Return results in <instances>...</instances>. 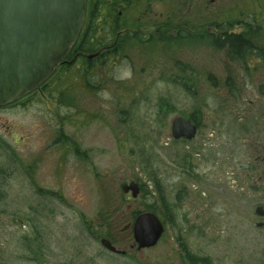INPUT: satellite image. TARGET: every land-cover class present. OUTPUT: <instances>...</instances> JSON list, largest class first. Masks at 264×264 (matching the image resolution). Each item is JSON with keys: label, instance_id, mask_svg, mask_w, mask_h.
<instances>
[{"label": "rangeland", "instance_id": "1", "mask_svg": "<svg viewBox=\"0 0 264 264\" xmlns=\"http://www.w3.org/2000/svg\"><path fill=\"white\" fill-rule=\"evenodd\" d=\"M146 1L137 5L134 27L126 30L138 32L141 37L130 41L124 37L116 58L93 59L88 66L85 60H77L59 69L48 81V85H55L54 91L46 87L44 93L24 97L18 107L0 109V178L7 185L0 187V212L30 218V213H35L36 226L44 228L45 234H55L50 236L55 238L53 243H63L65 239V243H73L76 237V244L90 245L89 252L100 263L117 264L119 258L100 256L101 245L87 237L84 224L98 227L108 223L107 232L116 233L117 218L130 203V195L122 191L128 180L138 179L140 174L149 177L156 167L176 191L183 185L182 173L189 161L197 173L207 174V181L217 178L213 162L218 148L215 106L219 98H228L210 85L217 80L224 82L225 48H218L215 43L220 32L216 25L230 26V33L242 29L239 23L256 20L262 37L258 43L264 45V0H152L150 7ZM102 14L99 12V26L95 27L97 42L103 36L99 21ZM126 20L132 23V17ZM135 20H141L142 25L136 27ZM155 20L167 28L154 27ZM200 24L202 28L198 27ZM112 26L116 32L125 29L120 28L117 11ZM195 57L208 64L203 66L204 87L190 92L176 82L186 79L179 74H184L183 69ZM196 112L204 118L197 139L190 145L170 141L174 140L173 119ZM217 132L225 138L232 134L228 127ZM65 136L73 140L75 153L66 150ZM9 151L14 160L11 164ZM218 152L224 159L220 167L225 169L231 148L222 146ZM176 195L171 192L168 197L173 200ZM146 204L149 199H140L133 208L144 211ZM204 205L216 206V201ZM217 205V243L208 246L199 241V247L195 246L189 254L204 255L205 264H264L259 238L254 237V228L247 220L252 205L237 201L232 207L221 200ZM175 207L174 224L157 249L136 256L135 263L127 257L120 260L125 264H153V260L156 264H187L181 250L185 228L182 202ZM229 207L233 208V215ZM123 225L120 220V228Z\"/></svg>", "mask_w": 264, "mask_h": 264}, {"label": "flooded vegetation", "instance_id": "2", "mask_svg": "<svg viewBox=\"0 0 264 264\" xmlns=\"http://www.w3.org/2000/svg\"><path fill=\"white\" fill-rule=\"evenodd\" d=\"M144 0H87V15L93 9L95 12H104L99 20L101 27L111 29L114 20V13L118 12L120 25H128L123 31H119L115 36L111 33L106 35V45L101 47L93 59H103L110 56V52L116 46L119 48L126 34V30L134 27L135 10L139 3ZM152 0H147L145 4L150 7ZM213 1V0H211ZM90 8V9H89ZM134 11L133 13H131ZM132 17V23L126 20ZM142 20V19H141ZM141 20H137L136 24L140 27ZM256 20H245L239 25L240 31L232 30V35L246 33L245 39L251 42L254 50L248 52H224L222 72L224 74V82L210 84L215 91L222 92L221 96L228 99H218L215 106L214 128L220 131L223 127H228L232 133L227 138L220 136V133L215 131L217 152L214 156V164L218 170V175L215 181L206 180L207 174L197 173L195 165L190 161L184 165L185 172L183 185L175 191L174 187H170L164 180L163 175L158 168H154L149 177L140 174V178H132L127 183L136 182L139 185V194L137 198H133L132 193H124L130 195L127 199L130 203L126 206V211L119 214L117 218L119 228L116 233L110 234L107 232L108 223H103L102 228L98 233H93L92 226L84 224V231L87 237L91 240L100 243L101 239L105 238L111 242L116 248V252L109 250L101 245L99 249L100 256L118 257L117 264H125L120 258H129L130 262L135 263V257L145 251L157 249L166 239V236L171 231L170 226L174 224L176 214L175 206L182 202L183 205V223L185 228L182 231L184 240L181 241L182 255L186 257L187 264H205L206 258L204 255L192 256L190 251L196 246L199 247V241H204L208 246H214L220 236V214L214 210L218 207L221 200L223 203L235 205L237 201L246 202L252 205L250 217L247 218L249 225L253 229L254 237L259 238V245L264 251V45L259 44L262 37L258 29L260 26H255ZM154 27L165 30L167 26L153 22ZM164 26V27H163ZM168 31L171 29H167ZM112 32V30H111ZM135 33V32H134ZM131 33V34H134ZM80 43V39L73 46L69 56L64 63L58 68L67 67L69 61L73 58L75 62L84 59L86 65H90L93 59L86 57V54L76 49L75 46ZM206 63L200 57H195L193 63L186 65L179 75L186 78L184 82L190 81L189 84L183 81L176 82L177 86L183 90L190 88L191 90H201L204 87V72ZM212 64L210 63V66ZM193 66L196 67L193 69ZM175 68V66H174ZM190 70V73L188 72ZM216 70L217 66L213 65ZM176 70V68H175ZM186 70V71H185ZM203 73V74H202ZM220 73V72H219ZM191 74V75H190ZM222 74V73H221ZM222 74V75H223ZM49 86V87H48ZM54 91L55 85L43 84L35 92ZM26 97V96H25ZM23 98L10 103L0 109L17 107L22 102ZM228 104V105H226ZM197 127V134L192 140L180 139L171 140L176 143L182 142L190 145L197 139L199 132L202 129L204 118L186 116ZM172 126V125H171ZM66 150L73 154L75 153V145L73 140L67 136ZM223 139L226 141L224 142ZM222 140V141H221ZM221 141V146H220ZM5 147L8 145L5 143ZM230 147L231 155L226 158L228 166L222 170L220 167L221 160H224L218 152L221 147ZM74 147V150H73ZM7 150V148H5ZM243 151V152H241ZM12 151L7 153L8 162L14 163L11 157ZM188 160L190 158L188 157ZM198 174V175H197ZM201 174V175H199ZM6 181L0 178V187H6ZM125 184V183H124ZM123 191V190H122ZM173 192L177 194L173 200L169 199L168 194ZM209 192V193H208ZM143 199H149L150 210H139L137 213L133 208L135 202ZM172 200V202H171ZM216 201L215 205H210L205 208L206 202L210 204ZM218 202V203H217ZM229 207L230 215H233V208ZM217 210V209H216ZM142 212L153 213L163 226V232L157 244L151 248L139 249L135 242L133 227L136 218ZM30 217H17L11 213L0 212V264H112L113 262L102 261L100 263L93 258L89 252V244H76V237L73 238V243H53L55 241L54 233L45 234L44 228L36 226L34 222L35 213H30ZM120 220L124 225L120 228ZM57 240V239H56ZM11 241L18 242L15 246ZM156 264V260L152 261ZM210 263V261H208Z\"/></svg>", "mask_w": 264, "mask_h": 264}, {"label": "water", "instance_id": "3", "mask_svg": "<svg viewBox=\"0 0 264 264\" xmlns=\"http://www.w3.org/2000/svg\"><path fill=\"white\" fill-rule=\"evenodd\" d=\"M87 0H0V108L37 90L70 54L83 29ZM93 59L96 54H86ZM74 58L70 64L75 61ZM197 127L179 116L173 119V139L192 140ZM137 198L136 182L122 186ZM163 226L151 212L136 218L133 233L139 249L155 246ZM101 245L116 252L105 238Z\"/></svg>", "mask_w": 264, "mask_h": 264}, {"label": "trees", "instance_id": "4", "mask_svg": "<svg viewBox=\"0 0 264 264\" xmlns=\"http://www.w3.org/2000/svg\"><path fill=\"white\" fill-rule=\"evenodd\" d=\"M98 14H99V12H95L93 9H91V11L89 12V17L87 15L86 23H85L84 29L81 33V36H80V43L75 46V51L77 49L83 53L97 52L98 50L101 49V47L106 45V43H105L106 35L111 33L112 36H115L118 33V31L116 32L115 26H111V29L101 28V30L103 32V36L101 38L102 40L100 39L98 42L94 41V36L97 33L95 27L99 26V24L97 22V18L99 16ZM136 22H137V20H135V23ZM136 26H138V25L136 24ZM202 26H203L202 24L198 25L199 28H202ZM216 26H218L217 28L220 31L219 34L217 35L216 39H215V43L218 46V48H225V52H248V51L254 50L251 46V42H249L248 40H246L244 38L246 33H242L239 35H232L231 33L227 32V30L229 29L230 26H226L224 24H217ZM121 27L127 28L128 25L127 24L126 25H120V28ZM231 28H232V26H231ZM111 30H112V32H111ZM172 30L174 32L178 31V29H174V28ZM205 35L207 37H213V36L209 35L208 33H205ZM139 36L141 37V35H139L138 32H135L134 34L128 33L125 36V40L130 41V40L136 39ZM183 37H185V36H183ZM121 47H122V45H121ZM121 47H120V49H121ZM120 49H119V51H120ZM119 51H118L117 47L115 46L112 49V51L110 52V56L116 58ZM107 58L109 59V57H107ZM84 64H85V62L82 63L83 66H84ZM61 69L63 70L64 67ZM68 70L69 69L65 70V72H67ZM184 80H186V79H184ZM184 83L189 84L190 81L184 82ZM84 85L86 86L87 84L85 83ZM186 91L192 92L190 90V88H187ZM32 93H35V91L31 92L30 94H32ZM164 109L166 110V108H164ZM161 111L163 112L164 110L162 109ZM197 112H198V110H197ZM197 112L190 114L189 117H192L193 119H197V117H199L201 119L202 116L200 114H198ZM158 114L160 115L161 113L159 112ZM66 141H67V139H66ZM145 210L149 211L150 205L146 204ZM135 212L139 213L141 211L136 210ZM100 227H102V225H100L98 227L92 226L91 228L93 230V233H98L100 231L99 230Z\"/></svg>", "mask_w": 264, "mask_h": 264}]
</instances>
